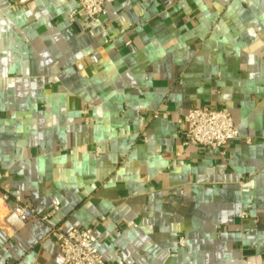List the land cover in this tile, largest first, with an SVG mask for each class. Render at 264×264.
<instances>
[{
	"label": "crops",
	"instance_id": "1",
	"mask_svg": "<svg viewBox=\"0 0 264 264\" xmlns=\"http://www.w3.org/2000/svg\"><path fill=\"white\" fill-rule=\"evenodd\" d=\"M75 8L0 0V264H62L47 224L1 226L5 189L92 228L112 264H263L264 0ZM201 106L239 139L182 147L176 121Z\"/></svg>",
	"mask_w": 264,
	"mask_h": 264
},
{
	"label": "built area",
	"instance_id": "2",
	"mask_svg": "<svg viewBox=\"0 0 264 264\" xmlns=\"http://www.w3.org/2000/svg\"><path fill=\"white\" fill-rule=\"evenodd\" d=\"M28 0H15V4L24 5ZM76 8L69 14L70 21L75 16L84 15L89 22H95L105 15V5L112 0H74ZM184 126L182 147L196 146L220 150L229 142L239 139V133L229 111L223 107L201 106L189 109L177 119ZM249 143V140H245ZM2 201H12L1 221V226L14 234L24 224L36 219L48 225L47 237L52 239L62 256V264H112L103 259L99 252L93 229L90 227L65 230L62 226L48 224L49 218L56 212L53 208L39 216L34 208L21 202L18 191L5 189ZM183 245V240H179ZM115 264V263H114ZM118 264V263H117ZM264 264V261H263Z\"/></svg>",
	"mask_w": 264,
	"mask_h": 264
}]
</instances>
